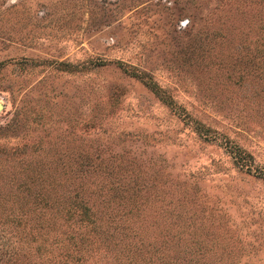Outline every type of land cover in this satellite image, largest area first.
<instances>
[{"label":"rangeland","instance_id":"rangeland-1","mask_svg":"<svg viewBox=\"0 0 264 264\" xmlns=\"http://www.w3.org/2000/svg\"><path fill=\"white\" fill-rule=\"evenodd\" d=\"M252 170L264 0H0L2 264H264Z\"/></svg>","mask_w":264,"mask_h":264},{"label":"trees","instance_id":"trees-1","mask_svg":"<svg viewBox=\"0 0 264 264\" xmlns=\"http://www.w3.org/2000/svg\"><path fill=\"white\" fill-rule=\"evenodd\" d=\"M236 159H237V161L239 162V160L240 161H242V162H240V164H245L246 165V170H250L251 168L245 163V162H243V160H241V157L239 156V155H236ZM41 171H39V170H36L35 171V173H40ZM252 173L253 174H255V175H261V176H264V175H262V172H260L259 170H252ZM46 174H48V172L46 171ZM67 202V200L66 201H61V202H56V205H55V207L57 208L58 207V205H57V203H60L59 205H61L60 206V209H65V211H67V212H71V209H70V207L68 206V205H66L65 206V203ZM46 203V202H45ZM53 204H54V201H53V199H52V201L50 200V202H48V206H53ZM87 209H88V206L87 205H83V207H82V210H81V212H80V214H82L83 216H85V215H87L86 213H87ZM57 210H59L58 208H57ZM12 249V250H11ZM10 250H8V251H6L5 250V252L4 253H7V252H14L13 251V247L11 248ZM2 262L3 261H0V264H2Z\"/></svg>","mask_w":264,"mask_h":264}]
</instances>
